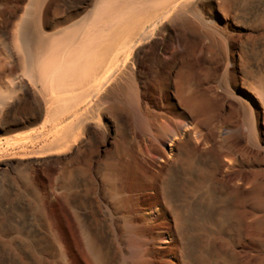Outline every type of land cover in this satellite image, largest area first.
I'll list each match as a JSON object with an SVG mask.
<instances>
[{
    "label": "rangeland",
    "instance_id": "rangeland-1",
    "mask_svg": "<svg viewBox=\"0 0 264 264\" xmlns=\"http://www.w3.org/2000/svg\"><path fill=\"white\" fill-rule=\"evenodd\" d=\"M102 1L55 0L63 12L53 9L52 17L64 23L45 33L57 40L59 30L85 32ZM158 1L148 0L154 16L135 32L116 35L107 56L119 60L117 76L137 71L138 92L127 91V76L117 77L102 90L108 101L96 110L78 86L47 89L32 77L15 39L31 0H0V17L9 18L0 29V264H185L183 230L201 245L198 264H264V105L256 94L264 86V0H201L202 13L220 29L215 42L158 16L192 0L169 7ZM182 71L215 86L226 117L234 113L226 136L248 159L227 193L221 185L212 195L205 186L178 181L185 197L167 205L154 197V184L169 147L144 133L142 113H179ZM247 93L256 98L249 116L239 104ZM120 148L145 176L132 182V194L148 201L144 207L160 204L156 226L125 217L111 195L108 164L120 161ZM227 201L238 204L237 213ZM131 225L154 239L150 245L131 235ZM163 229L174 241L161 242Z\"/></svg>",
    "mask_w": 264,
    "mask_h": 264
},
{
    "label": "bare ground",
    "instance_id": "bare-ground-1",
    "mask_svg": "<svg viewBox=\"0 0 264 264\" xmlns=\"http://www.w3.org/2000/svg\"><path fill=\"white\" fill-rule=\"evenodd\" d=\"M176 1L159 0L157 4L169 7ZM147 3L148 0H103L85 32L76 30L64 34V30H59L57 40H53L47 36L45 28L53 25L61 26L64 20H55L52 13L53 9L56 14L63 11L59 6L54 7L55 0H31L30 9L17 23L15 39L19 52L27 60L32 77L44 87L70 90L78 86L84 97L89 96L94 99L97 110L108 101L102 90L113 84L117 77L127 76L126 87L130 93H137L139 90L137 71L131 68L128 74L117 76L119 60L108 59L107 56L114 50L113 38L116 35L135 32L139 25L147 22L151 15L154 16V12L149 13ZM201 4V0H192L189 5H182L179 9L175 7L174 10L166 9L164 12L162 9L160 11L163 13L158 16L172 18L175 23L187 29L201 31L200 36L211 42L221 40L219 27L210 16L202 13ZM8 19L0 17V29L7 24ZM180 78L179 93L182 101L177 103L179 113L162 118L149 109L142 113L144 133L169 147L167 157L160 159L164 163L159 164V177L154 184V197L165 201L167 205L185 197V187L180 182L186 181L194 183L195 186H205L207 192L212 195L216 185H221L227 193L231 187V180L236 176L233 173L242 172L248 159L245 158L247 152L229 141L231 136H226L230 131L227 121L233 118L234 113L226 117L223 108L218 105L220 98L216 95L215 86L206 87L203 82H199L200 80H195L189 71H182ZM152 86L153 82H148L147 90ZM256 94L264 105V86L258 89ZM2 100L4 96L0 93V102ZM134 100L137 102L139 99L135 97ZM255 103L256 98L247 93L246 100H239L240 110L249 116V113L255 110ZM117 155L120 161L108 164L111 195L125 211V217L148 221L151 226H156L163 216L159 202L144 207L148 201L132 194L135 190L132 182L136 179H145L144 174L137 170L135 160L128 158L125 149H118ZM142 163L147 165L145 162ZM223 169L228 175L221 179L219 172ZM235 187L233 191L239 192V186ZM228 201L227 204L232 205L230 208L233 214L237 213L238 204ZM143 208L146 210L145 213H139L138 211ZM129 232L134 237H142V245L145 247L154 240L137 230L135 225H131ZM159 234L163 243L174 241L172 232L167 229L161 230ZM182 237L180 249L183 261L185 264H198L196 261L199 258L196 252L200 243L189 240L185 230ZM142 249L144 247H141L139 254L141 259L144 256ZM203 261L207 264L205 260Z\"/></svg>",
    "mask_w": 264,
    "mask_h": 264
}]
</instances>
